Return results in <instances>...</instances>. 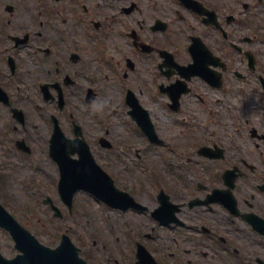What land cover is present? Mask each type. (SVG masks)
<instances>
[{
    "label": "flooded vegetation",
    "instance_id": "flooded-vegetation-1",
    "mask_svg": "<svg viewBox=\"0 0 264 264\" xmlns=\"http://www.w3.org/2000/svg\"><path fill=\"white\" fill-rule=\"evenodd\" d=\"M59 133L140 202L104 205L90 264H264V0H0V179L56 186Z\"/></svg>",
    "mask_w": 264,
    "mask_h": 264
},
{
    "label": "rangeland",
    "instance_id": "rangeland-1",
    "mask_svg": "<svg viewBox=\"0 0 264 264\" xmlns=\"http://www.w3.org/2000/svg\"><path fill=\"white\" fill-rule=\"evenodd\" d=\"M104 104L105 102L98 103L97 111L106 112L107 109L104 107ZM112 122L117 123V118L112 117ZM141 146L142 144H140ZM144 153L145 157L151 162L156 159V152L145 149ZM105 160V158L98 159L103 164H106ZM11 162L13 165L5 169V174H11L14 170L20 171V173L14 177H9L8 180L5 179V181L0 179V201L40 242L54 247L59 243L60 234L66 232L76 246L84 250V252L87 251L89 253L87 244L89 245L92 235L94 233L105 235L110 230L103 221L109 217L108 213L101 212L99 203L96 202L95 204L88 196H82V194L77 193L76 197L73 198V209L71 212H68L59 199L56 188L49 183L50 189H48V195L52 198L53 203L58 205L62 211L60 218L53 217L46 204L42 202L44 193L42 190L45 191L46 184L37 183V181L33 183V179L29 176L27 168L14 167V164H25ZM0 173H2L1 169ZM128 173L131 175L130 172ZM134 174H139L137 176L140 177L141 174H148V170L147 172L140 173V170L137 169ZM27 177L26 182L29 184L20 180ZM111 216L113 217L112 213ZM113 219L115 220L116 228L122 225L121 220ZM0 251L8 258L17 252L13 246V240L3 229H0Z\"/></svg>",
    "mask_w": 264,
    "mask_h": 264
},
{
    "label": "water",
    "instance_id": "water-1",
    "mask_svg": "<svg viewBox=\"0 0 264 264\" xmlns=\"http://www.w3.org/2000/svg\"><path fill=\"white\" fill-rule=\"evenodd\" d=\"M83 168L71 177L61 180L60 191L62 199L71 206L72 195L77 188L98 194L102 199L122 201L128 197L125 192L116 190L108 175L91 160L75 163ZM88 167V169H86ZM0 227L9 231L15 240V247L21 251L13 258H6L0 253V264H87L77 253V248L68 236L63 235L61 243L56 248H49L40 242L24 227H22L0 204ZM140 255V253H139Z\"/></svg>",
    "mask_w": 264,
    "mask_h": 264
}]
</instances>
